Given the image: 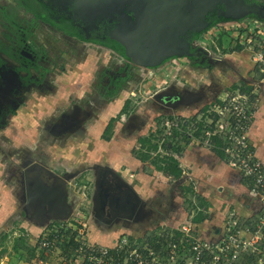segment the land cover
Returning a JSON list of instances; mask_svg holds the SVG:
<instances>
[{
	"label": "rangeland",
	"instance_id": "374dc122",
	"mask_svg": "<svg viewBox=\"0 0 264 264\" xmlns=\"http://www.w3.org/2000/svg\"><path fill=\"white\" fill-rule=\"evenodd\" d=\"M239 24L241 27L235 31H231V34L223 33L221 36L222 46L217 44L216 38L219 35L217 30L209 29L204 33L203 43L207 48L209 47L208 53L211 59L210 63L216 62L213 64V67L198 69V72L201 74L197 72L195 73L196 75L192 74L195 78H191V81L195 86L200 83H203L204 86H208L207 89H204L207 95L209 94L212 96L216 93L218 96L215 98L216 96L213 95L212 98L209 99L212 101L211 104H208L207 101L196 103L195 105L192 104L188 108H168L165 110V107H161L153 98V95L161 91L162 88H166V83L171 84L176 80L184 82V78H186L184 77L185 69L187 71L191 69L188 66L189 64L184 65L183 63L180 67L166 66V64H163L158 69L149 70L141 67L129 69V78L118 92V94L122 93L123 98L118 97V95H113L110 96L111 101L110 99L106 101L107 98L103 97L101 94H104L107 90L105 85L109 82V74L112 75L114 73V68L117 69L114 64L115 58L112 55L108 54L106 51H101L94 47L92 48L91 46H88L84 52H77L72 49V51H69L66 55L64 53L61 57L59 56V58H55L56 55L48 51V57L52 60L63 61L64 67L61 69H51V76L49 78L51 80L56 79V81H58V83L61 82L62 85L61 94L56 97H61L58 103H62L64 106L58 105L59 107H57V109L66 107L63 108V111L67 114L68 119H77V122L81 123V129L78 130L77 127L69 129V127H67L64 133L54 135L45 131V122L53 118V116L47 114V112L54 103L53 99L49 97L50 93L55 90L54 84H52L54 88L51 87L49 91L33 90L30 94H33L32 96L36 97L38 100L41 99V102L37 104L38 100L34 103L28 101V104L20 106L9 116L5 128L0 133V249L3 248L5 250L1 255L0 264H34L35 257L27 260L25 258L26 252H21L20 249L13 250V241L17 237H23L28 245L34 246L33 244H35L38 235L48 233L50 227V225L46 226L48 222L44 225L37 224L30 219L28 214H24L23 192L20 190V181L18 180L21 166L19 163L23 162V159H26L27 163H34L33 161H36V163L42 166H54V170H56L58 175L67 180L68 186L70 187V198L75 196V205L69 200L73 207L71 216L76 218L74 214L77 213L78 204L80 201L85 202L84 199L78 197V195H80V190L78 191V189L82 185H91L96 165L107 166L111 159H114V163H118V161L122 160V162H119V165L122 163L121 169L124 173H128L132 176L131 174L134 175L133 170L138 165H141V168L144 167L146 173L150 176L151 172L149 169L151 167L148 168L141 160L140 162L142 163H135V160L139 159L137 157V152L140 149L138 139L146 137L151 133L158 132V134L152 137L154 138L152 142L156 145V148L152 150L151 156L152 159L156 161L160 160V158L168 152L167 149L163 148L161 143V138H163L165 134V132H162V124H158L161 120L165 121V124L170 123L171 119H176V121L190 120L188 126L190 129H194L193 131H189V128L185 130L179 129L177 136L167 135L164 139L165 143L172 141V145L175 147L179 146L181 147L180 149H182V147L183 149L186 148L185 150L189 153L194 150V147L198 148L200 146L204 151H208L207 149H209V147L198 144L197 138L193 136L192 133H200L199 130L204 131L205 125L210 123V119L206 115L207 112H205L206 109H209V105L211 108L220 109L221 101L226 97V93L227 95L232 93L233 96L236 95V92H234L236 90L224 92L223 89L228 87L226 86L228 82L222 81L223 75L229 76L230 78L233 77L232 79L234 80H237L236 74L238 73H240L242 77L250 76V78H252V83L249 79L248 81H250V87L252 91L256 93L257 97V99L252 102V105L255 109V114L257 115L259 112L260 115H262L264 112V78L260 81L259 68L262 67V62L264 61V24L259 27V30L254 28L244 29L242 25L244 24V26H247L244 21L239 22ZM235 42H239L240 44L244 43L241 44L244 48L242 49V54L236 58V62H233L231 60L232 58H227L228 61L231 60L229 62H233L232 65H230L231 70L228 71L226 70V66L224 67L223 65L222 51H228L229 49L230 52L234 49ZM213 44L217 46V49L213 47ZM55 47L58 49V44ZM260 54H263L261 56V61L256 62L255 59L260 57ZM86 77H89L92 83L89 87L86 89L82 87L79 89L74 88V86L77 87L80 84L81 80H86ZM187 79L188 78H186V80ZM67 83L71 84V86H68ZM237 83H239V81L236 82L235 85ZM239 85H241V83ZM212 86H215V88L210 90ZM82 90L84 91L83 94L85 93L83 97H81L83 95ZM88 93L90 94L87 95ZM67 94H73L72 96L68 95L70 101L69 105L66 103ZM62 95L65 97H62ZM28 97L26 100L29 99ZM116 104H119L120 110H118L119 114L117 115L115 114L117 111H115ZM217 104H219V106ZM44 110H47V112ZM85 112L90 113L88 117H86ZM194 113L197 114L194 115ZM113 114L115 117L112 116ZM110 115L112 116L111 118H114L111 127L112 131L109 140H104L102 134L98 137V132ZM139 119L143 120L138 121ZM220 124L224 126L223 121H220ZM216 127L220 128V125ZM14 128H16L18 132ZM159 131H161V134H159ZM202 131L201 134H203ZM189 133L192 134V136ZM248 137L250 145L253 147V153L258 157L257 148L254 145L257 140H252L250 133ZM117 149H119V154L115 157V150ZM168 153L171 152L169 151ZM175 153L176 152H173L174 156ZM51 155L52 157H56L54 161L51 160L53 159ZM254 155L253 157L255 158ZM55 159H61L60 162L57 161L60 165H56ZM148 163L150 162L148 161ZM159 163H161V160L160 162L158 161V164ZM226 163L230 169L240 175L238 169L235 168L234 165L228 162ZM60 169L65 170L61 171ZM159 173V175H166L162 171ZM157 175L156 173V175L153 176V178L156 179H152L149 176L145 178V176H143L145 180L153 183V191L159 190L161 185L166 186L167 183L161 180V176L157 177ZM184 177L183 183H186L185 185L189 184V190L183 193L184 188L181 184L177 181L176 183L171 182L166 196H161L157 200L159 201V206L163 207L161 212H159L160 215H172L180 208V205L183 207L182 209L185 213L188 212L189 204L192 203L193 198H195L193 196V191H195L196 186L191 182V178L186 176V173ZM142 182H144V180H142ZM87 192H90V188L87 189ZM157 198L158 197L154 198V201ZM168 203L169 206H167ZM225 206L226 205L223 203V205H220L212 212L211 218L214 226L217 223V217L222 216L218 219V222H223L229 218V211L226 214L220 213L222 209L225 210ZM170 209L174 211L170 212ZM229 209L232 211L233 208L229 207ZM233 210L236 211V209ZM236 212L239 214L235 215L236 217L244 219L241 211L240 213L239 211ZM247 216L248 222L250 223L249 226L256 228L261 225L260 222L264 221V208L262 209L258 206L255 212H249ZM180 219L181 218L175 220L179 221ZM68 220L70 219L68 218ZM150 225H152L150 227H153V224ZM135 226H138L141 230L144 229L140 222L135 223L134 227ZM121 230L122 229L117 227H111L110 229L104 228L103 231H95L90 235L92 236L91 239L101 237L108 241L111 240V238H118ZM2 234H6L5 239H2ZM132 234L138 235L139 233L132 232ZM197 236L200 237L199 234H197ZM218 236L219 235L211 237L210 234L206 237H208V239H214ZM65 244L66 241H63L62 247H64ZM36 246L35 244V247ZM62 247L53 245V248L49 249L51 251H46L45 257L48 261L52 260L51 257L56 259L60 255V248ZM38 251L39 250L36 249L35 254H38ZM31 259L33 260L31 261ZM252 261L257 263V257H253ZM42 264L46 263L44 262Z\"/></svg>",
	"mask_w": 264,
	"mask_h": 264
},
{
	"label": "flooded vegetation",
	"instance_id": "af4514ba",
	"mask_svg": "<svg viewBox=\"0 0 264 264\" xmlns=\"http://www.w3.org/2000/svg\"><path fill=\"white\" fill-rule=\"evenodd\" d=\"M154 1L156 0H0V133L5 128L9 116L25 103L28 95L33 90L49 91L51 87L54 88L52 80L49 79L51 69H61L64 67L63 61L49 58L48 51L56 55L55 58H59L64 53L66 55V53L72 51V49L73 51L84 52L88 46H91L112 55L115 58L114 64L117 69L114 68V73L112 75L109 74V82L105 85L107 90L105 93L103 92L104 94H101L107 99L110 97L108 92L113 89L116 82L121 81L123 78H126V80L129 78V69L141 67L149 70L158 69L163 64L174 67H180L183 63L184 65L189 64L188 66L191 69L189 71L185 69L184 75L188 79L184 78V82L176 80L171 84L166 83L167 87L162 88L166 90L160 93L175 94L177 92L182 99L179 103L176 102L174 104V100H171L170 97L168 102L172 106H167L160 102L162 96L155 95L156 93L153 95V98L161 107H165V110L168 108H188L192 104L195 105L196 103L207 101L208 104H211L212 101L209 99L213 95L217 98L218 94L207 95L204 89H207L208 86H204L203 83L195 86L191 81V78H195L196 72L201 74L198 72V69L213 67V64L216 62L210 63L209 47L207 48L203 43L204 33L209 29L217 30L219 35L216 39L218 40L223 33L231 34V31H235L241 27L239 22L242 21L247 24V26L242 25L244 29L254 28L259 30V27L264 24V0H218L212 6L207 2L211 0H188L189 3L192 2L194 8L199 5L207 8L205 10L201 9L203 23L206 27L199 32L188 30L183 35V39L188 44L189 55L161 57L154 66H142L135 64L131 59L126 57L125 52L126 48L133 53L141 50V46L135 44L134 38L138 34L137 32L143 28L145 19L155 10ZM250 5H257L260 15L246 13L243 10L245 6ZM223 14L239 15L240 18H227ZM123 40H125L126 45L129 47L123 44ZM57 44L60 49L55 47ZM143 44L145 43L141 45ZM236 44L240 43L235 42ZM145 47L148 48V44ZM213 47L217 49L215 44H213ZM243 48L244 46L242 45L240 50L232 49L229 52L228 49V51H222L223 65L224 67L226 66V70H231L230 65L236 62L232 59L233 62H229L231 60L228 61L225 58L226 55L232 53L240 54ZM232 78L223 75L222 81L228 82L226 85L228 87L223 89L224 92L229 90H236L234 92H238L240 83L250 86L253 82L250 76L242 77L240 73L236 74L237 80ZM238 81L237 87L233 89V86ZM214 88L215 86H212L210 90ZM192 97L194 99H191ZM57 111L58 113L54 114L52 119H48L45 122L44 127L46 132L54 135L64 133L67 127L69 129L72 127H77L78 130L81 129V123L77 122V119H68L63 108L57 109ZM89 114V112H85L86 117ZM196 114L194 113V115ZM110 120L113 122L114 118L109 119L108 122ZM141 120L143 119H139L138 121ZM19 164L21 166L18 180L20 181V190L23 192L24 200V169L27 166L29 167L32 162L27 163L26 159H23V162ZM183 181L179 183L181 186L185 185ZM185 186H189V184ZM184 192L185 190L183 189ZM195 192L193 191V196L195 197L193 198V202L197 205L202 202L203 198ZM74 198L75 196L70 198V193H68V200H71L75 205ZM143 202L145 203V207L142 214L135 219V214H133L129 220L112 216L108 205H105L99 218H95L90 199V202L85 204V211H83V217L88 220L89 234L95 231H103L104 228L110 229L111 227L122 229L120 233L132 234V232H140L141 229L138 226L134 227L135 223L140 222L145 227L146 220H148L151 214H154L153 218H161L158 215L159 213H152L147 208V203ZM28 215L30 216V214ZM155 220L157 223L165 221ZM168 221H172V219ZM48 223L51 226L56 223L60 224L61 222L60 220L50 219Z\"/></svg>",
	"mask_w": 264,
	"mask_h": 264
},
{
	"label": "built area",
	"instance_id": "2783aa9c",
	"mask_svg": "<svg viewBox=\"0 0 264 264\" xmlns=\"http://www.w3.org/2000/svg\"><path fill=\"white\" fill-rule=\"evenodd\" d=\"M262 55L255 61H261ZM259 70L260 74L263 73L261 81L264 78V61ZM256 99L250 100L248 94L239 92L235 96L226 93L220 109L209 107L205 110L210 119L205 130L192 134L198 144L207 147L214 145L211 135L222 137L228 163L238 169L242 178L248 179V191L257 198L259 208L263 209L264 163L254 155L248 137L255 116L252 102ZM213 113L217 115L215 120L212 118ZM184 121L187 120H171L166 124L164 121V124L168 129L174 126L179 130ZM220 121H223L224 126ZM218 125L220 128L216 127ZM89 188L90 192H87ZM79 190L85 202L80 201L78 204L77 213L74 214L76 218L71 216L68 221L51 225L48 233L38 235L35 242L38 249L51 251L49 249L53 245L62 247L63 241L72 238L77 246L69 258L60 252L58 257L61 264H180L181 260H184V264H264V221L256 228L250 227L248 218L239 219L235 216L239 215L238 212L234 210L229 211L227 220L220 222L221 233L214 239L198 237L195 225L186 216L176 223L161 222L153 227L147 225L138 235L120 233L118 238H111L105 244L93 242L88 235V223L83 217L92 187L82 185ZM253 257H257V263L252 261Z\"/></svg>",
	"mask_w": 264,
	"mask_h": 264
},
{
	"label": "water",
	"instance_id": "95a60500",
	"mask_svg": "<svg viewBox=\"0 0 264 264\" xmlns=\"http://www.w3.org/2000/svg\"><path fill=\"white\" fill-rule=\"evenodd\" d=\"M217 1L207 2L212 6ZM154 7L155 10L145 19L143 28L134 38L135 44L140 45L141 50L133 53L126 48L125 52L126 57L142 66H154L161 57L189 55L188 44L183 39V35L188 30L199 32L206 27L201 9L207 8L203 5L194 8L192 2L189 3L188 0H156ZM243 10L246 13L260 15L257 5L245 6ZM223 15L227 18H240L239 15ZM142 43L145 44L141 45ZM123 44L128 46L125 40ZM147 44L148 48L145 47ZM165 90L162 89L155 94L162 96L160 102L163 104L172 106L168 102L170 97L174 100V104L182 100L177 92L160 94ZM33 162L24 169V214H30V219L41 225L50 219L67 220L73 210L68 200L70 187L67 180L58 175L49 165L47 167L36 161ZM93 176L90 199L95 218H99L105 205L109 206L112 216L130 220L133 214H135L134 219L142 214L145 203L139 194L109 165H96Z\"/></svg>",
	"mask_w": 264,
	"mask_h": 264
},
{
	"label": "crops",
	"instance_id": "0c3cea01",
	"mask_svg": "<svg viewBox=\"0 0 264 264\" xmlns=\"http://www.w3.org/2000/svg\"><path fill=\"white\" fill-rule=\"evenodd\" d=\"M241 54H242V52L240 54L239 53H232L230 55L227 54L226 58L231 57L232 60H235ZM52 83L55 85V88H54L55 90L53 93H50L49 97L51 99H53L54 103L48 112H47V110H44V111L47 112V114H51L53 116L54 114L58 113L57 107L64 106V104L58 103L59 99L61 97L60 98L56 97L57 95L60 96V94H61V89H62L61 82L58 83V81H56V79H55V80H52ZM90 84H91V81H90L89 77L88 78L86 77V80H81L80 84L77 87L74 86V88L79 89L82 87V88L86 89L87 87H89ZM67 85L71 86V84H69V83H67ZM68 90H69V88H68ZM83 90H82V94L84 92ZM62 92H63V90H62ZM118 92L116 95H118V97H120V98H123L122 93L118 94ZM77 93H74V94H77ZM68 95H70V94L66 95L67 96L66 103H68V105H69L70 101H69ZM72 95L73 94H71L70 96H72ZM84 95L85 94H83L81 97H83ZM62 97H65V96L62 95ZM28 98L29 99L26 100L22 106H24L25 104H28L27 103L28 101H32V103H34L36 100H38L36 97H33L32 95L29 96ZM109 99L111 101V97L108 98L106 101H108ZM39 102H41V99L38 100L37 104ZM108 104H109V102H108ZM63 108H66V107H63ZM118 110H119V104H116V109H115L116 115L119 114ZM112 116H114V114ZM112 116L110 115L105 120V124L103 125V127L98 132V137L101 134H103V131L105 129V125L108 122V120L111 119ZM263 120H264V112L262 113V115H260L259 112L257 113V115L255 114L253 121H252L251 129H250V134H251L252 140H257L256 144H254L257 148V153H258V154L256 153L258 155L257 158L260 159L262 161V163H264V121ZM14 129H16V128H14ZM16 131L18 132L17 129H16ZM114 133H115V131H114ZM200 147H198V148L194 147V150L191 151L192 154L189 153L187 150H185L186 148L183 149V147L179 153H175V158L178 159V165L182 171V176L178 179L173 178L171 176H168L167 174L166 175H164V174L159 175L160 171H158L152 164L148 163V161H144V162L142 161V162L145 165H147L148 168L151 167L149 169L151 172L150 176L148 173H146L144 167L141 168V165H138L134 169L135 171L133 170L135 176L133 174H131L132 176H130L128 173L127 174L124 173L121 169L122 163L119 165V162H122V160L118 161V163L117 162L114 163L113 162L114 159H111L109 166L113 170L119 172L121 174V176L123 178H125L133 186V188L139 194L141 199L147 203V208L150 209L152 213L161 212L163 207L159 206V201H157V200L161 196L162 197L166 196V194L168 193V190L170 188L171 182L176 183V181H177L178 183H181V181L184 180L183 178H185L184 175L186 173V176L191 178V182H193V184H195V186H196L195 191L197 192V194L203 198L204 202H206L208 204V206H202L200 208L201 211L203 212L202 214L206 215L204 220H202L201 222H198V223L193 221L194 222L193 224L196 227L197 234H199V236L201 238L208 239V237H206V236H209L210 234H211V237H213V236L219 235L221 233V224H220V222H218L219 221L218 219L222 216L217 217V223L215 226L213 225V220L211 218L212 212H214L220 205H223V203L226 205L225 210L222 209V211H220L221 214H226L228 211H230L229 207H232L233 209H236V211H239V213L241 211L243 213L242 216H244L246 218H248L247 214H249V212H251V213L255 212L258 209L259 205H258L257 198L252 197L249 194V191L247 188L248 186H247V183L245 181L246 179L243 180L241 175H239L237 172L230 169L229 166L227 165V163L223 160V158L218 156L215 152H213L210 149H207L208 151H206V150L204 151ZM115 151H116V154L114 156L116 157L119 154V149H117ZM51 158H53L51 160L54 161V158H56V157H52V155H51ZM115 160H116V158H115ZM57 161L60 162L61 159H55L56 165H60ZM137 162H139V164L142 163V162H140V159H136L135 163L137 164ZM136 164H135V166H136ZM51 167L54 168V166H51ZM65 169H62V170H65ZM55 172H56V170H55ZM61 173H63V172H61ZM156 173L158 174L157 177L161 176V180L165 181L167 183H166V186L161 185L159 190L153 191V183H150L149 181L145 180V178H148V176H149L152 179H156V178H153V176H155ZM143 176H145V178H143ZM142 180H144V182H142ZM183 184H186V183H183ZM78 197H80V195H78ZM156 197H158V198L155 199V201H154V198H156ZM150 204L152 207L150 206ZM167 206H169V203L167 204ZM166 208H168V207H166ZM182 208L183 207L180 205V208L178 210H176L174 212V214H172V215L166 214V215L161 216L160 214H158L161 217L160 219L158 217L153 218L154 214H151L150 217L148 218V220H146L147 221L146 226H147V223H148V226H152L150 224H153L154 226H155V224H158L155 219L165 220V221H159V222H164V223H167V222L176 223L178 220H175V219H178V218H181L179 220V221H181L186 216L188 217V215L184 212V210ZM175 209H177V208H175ZM173 211L174 210L170 209V212H173ZM191 216L192 215H189V217H191ZM169 219L170 220L172 219V221H168ZM150 221H155L156 223H153ZM207 234H209V235H207ZM90 237L92 238L91 235H90ZM91 241H93V242L96 241V242L103 243V244H105L107 242V240H105L101 237L91 239ZM34 259H35V261L33 262L34 264H42L44 262L47 264V261H48L47 258L41 260V259L35 257ZM51 259H52L51 261H48V264H52V263L61 264V262L59 261L60 260L59 257H57L56 259H53L51 257ZM32 260L33 259H31V261Z\"/></svg>",
	"mask_w": 264,
	"mask_h": 264
},
{
	"label": "trees",
	"instance_id": "16d2710c",
	"mask_svg": "<svg viewBox=\"0 0 264 264\" xmlns=\"http://www.w3.org/2000/svg\"><path fill=\"white\" fill-rule=\"evenodd\" d=\"M217 43L219 46L222 45V37H219L217 40ZM242 48L241 44H236L234 49L235 50H240ZM233 49V50H234ZM262 77V74L259 75V78ZM126 78L121 79V81L116 82V84L114 85L113 89H111V91H109V96H113L116 95L117 92L119 91V89L123 86V84L125 83ZM237 86L234 85L233 89H235ZM238 92L242 93V94H248L249 95V99L252 100L256 97V95L252 92V89L250 86H247L246 84H241L238 86ZM212 118L213 120H215L217 118V115L215 113L212 114ZM194 119V118H192ZM113 120V119H112ZM112 120H110L104 131L102 134V137L104 140H109L110 134H111V127H112ZM159 120V119H158ZM171 120H176V119H171ZM157 122V121H156ZM190 120L184 121V123L182 124L181 129L185 130L189 124ZM158 124H162V132H165V134L163 135V138H161V143L163 145L164 149H167V151L171 152L168 153L166 152L165 155H163V157H161V163L158 164V161L160 162V160L156 161L154 159H152L151 156V152H153L152 150H155L156 145H154V143L152 142V139L154 140V135L158 134V132L155 133H151L149 134L147 137L144 138H140L138 139L139 141V146L140 149L137 152V157L141 160V161H149L158 171H162L165 174H167L168 176H171L173 178H180L182 176V171L178 165V159L175 158V156L173 155L172 152H176L179 153L180 152V148L181 147H175L174 145H172V141L170 142H166L164 141V139L167 137V135H174L177 136V132L178 130L175 129V127L173 126L172 128L168 129L165 124L164 121L161 120L160 122H158ZM159 134H161V131H159ZM180 136V135H179ZM211 140L214 143L213 146L209 147L210 150H212L213 152H215L218 156L222 157L223 160L225 162H228V157L226 156L224 150H223V139L220 135H211ZM243 180H245L243 178ZM247 183V186H250V182L248 181V179L245 180ZM184 190H189L188 186H183ZM202 200V199H201ZM192 203L189 204V210H196L195 216L193 217L192 221L194 222H201L202 220H204L206 215H203L202 211H199L198 208H200L201 206H207L208 204L206 202H204V200H202L201 203H199L197 206L196 205H191ZM198 207V208H197ZM198 210V211H197ZM57 224V223H56ZM6 234H2V239H5ZM77 244L75 243V241L71 238L70 240L66 241V244L64 245V247L60 248L62 254L64 255V257H70V254L75 250ZM12 248L13 250H21V252H26V259H30L33 257H37L41 260L45 259V249H38V247L36 246H31L28 245L27 242L23 239V237H17L12 244ZM38 249V254H35V250ZM4 249L1 248L0 249V258L1 255L4 253ZM180 264H184V260L180 261Z\"/></svg>",
	"mask_w": 264,
	"mask_h": 264
},
{
	"label": "clouds",
	"instance_id": "9594fccd",
	"mask_svg": "<svg viewBox=\"0 0 264 264\" xmlns=\"http://www.w3.org/2000/svg\"><path fill=\"white\" fill-rule=\"evenodd\" d=\"M50 168H52L51 166H50ZM53 170H54V168H52ZM115 171V170H114ZM117 172V171H116ZM117 173H119V172H117ZM120 174V173H119ZM121 175V174H120ZM122 177V176H121ZM123 178V177H122ZM124 180H126L125 178H123ZM127 181V180H126ZM128 182V181H127ZM129 183V182H128ZM91 184H93V182L91 181ZM130 184V183H129ZM131 185V184H130ZM132 186V185H131ZM133 187V186H132ZM93 189V188H92ZM91 193H92V190H91ZM90 196H91V194H90ZM88 202H90V197H89V200H88ZM192 205H195L194 204V202H192ZM198 205V204H197ZM196 205V206H197ZM208 206V205H207ZM202 207V206H201ZM200 207V208H201ZM198 208V207H197ZM200 208H198L199 209V211H201V209ZM198 211V210H197ZM195 213H196V210H190V211H188L186 214L189 216V215H192L191 217H189L188 219H190L191 220V222H193L192 221V219H193V217L195 216ZM71 218V217H70ZM69 218V219H70ZM86 221H87V223H88V220L87 219H85ZM66 221H68V219L66 220ZM60 222H63V221H60ZM194 223V222H193ZM47 225H49V223L47 224ZM46 225V226H47ZM146 226V225H145ZM89 235V238H91L90 237V234H88ZM96 242V241H95Z\"/></svg>",
	"mask_w": 264,
	"mask_h": 264
}]
</instances>
